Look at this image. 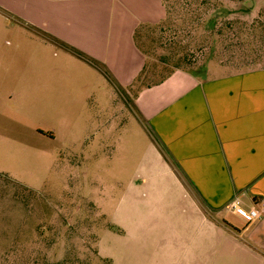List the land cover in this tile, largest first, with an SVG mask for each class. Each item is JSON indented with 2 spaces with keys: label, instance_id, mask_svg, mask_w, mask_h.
I'll list each match as a JSON object with an SVG mask.
<instances>
[{
  "label": "rangeland",
  "instance_id": "rangeland-1",
  "mask_svg": "<svg viewBox=\"0 0 264 264\" xmlns=\"http://www.w3.org/2000/svg\"><path fill=\"white\" fill-rule=\"evenodd\" d=\"M165 1L166 22L137 34L147 65L131 95L176 69L212 78L264 66V0ZM7 56L0 264H238L201 225L172 156L148 154L131 96L84 90L79 74L27 89Z\"/></svg>",
  "mask_w": 264,
  "mask_h": 264
},
{
  "label": "crops",
  "instance_id": "crops-1",
  "mask_svg": "<svg viewBox=\"0 0 264 264\" xmlns=\"http://www.w3.org/2000/svg\"><path fill=\"white\" fill-rule=\"evenodd\" d=\"M166 18L165 0H0V58L13 57L27 89L79 74L84 90L131 96L148 154L172 156L201 225L236 263L264 264V214L249 216L264 204V67L212 78L176 69L131 95L147 65L137 33Z\"/></svg>",
  "mask_w": 264,
  "mask_h": 264
},
{
  "label": "built area",
  "instance_id": "built-area-1",
  "mask_svg": "<svg viewBox=\"0 0 264 264\" xmlns=\"http://www.w3.org/2000/svg\"><path fill=\"white\" fill-rule=\"evenodd\" d=\"M241 205V202L239 201V199H236L233 204H231L230 208L232 210H237L239 209ZM264 214V204H260V207H252L249 211V216L251 217L252 220H255L257 218H261Z\"/></svg>",
  "mask_w": 264,
  "mask_h": 264
},
{
  "label": "trees",
  "instance_id": "trees-1",
  "mask_svg": "<svg viewBox=\"0 0 264 264\" xmlns=\"http://www.w3.org/2000/svg\"><path fill=\"white\" fill-rule=\"evenodd\" d=\"M165 5H166V7H168L167 6V4H166V1H165ZM168 16H169V10H168V8H167V18H168ZM167 18H166V20H167ZM166 20L163 22V23H165L166 22ZM162 23V24H163ZM138 34V33H137ZM261 67H264V66H261ZM258 68V67H257ZM166 156H167V154H165ZM179 174H180V176H183V175H181V173L179 172Z\"/></svg>",
  "mask_w": 264,
  "mask_h": 264
}]
</instances>
